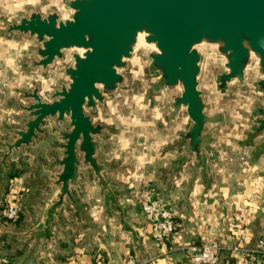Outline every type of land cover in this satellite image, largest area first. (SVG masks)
Wrapping results in <instances>:
<instances>
[{
  "label": "crops",
  "instance_id": "1",
  "mask_svg": "<svg viewBox=\"0 0 264 264\" xmlns=\"http://www.w3.org/2000/svg\"><path fill=\"white\" fill-rule=\"evenodd\" d=\"M61 1L0 0V256L5 264H95L97 258L125 264L128 255L136 264H189L185 246L201 235L223 245L222 260L236 241L254 246L264 238V136L251 129L254 106H264V97L236 87L221 95L212 72L204 87L210 92L208 115L216 124H210L209 147L201 152L209 168L192 162L193 157L184 164L189 121L174 115L170 99L139 57L122 97L107 98L93 114L94 124L105 127L97 137L101 176L82 164L71 197L62 205L54 164L62 154L58 134L47 127L39 140L9 152L26 123L18 103L32 102L23 100L21 91H32L36 84L41 93L58 87L63 65L47 75L31 67L35 41L5 34V22L29 9L46 13ZM12 181L23 207L20 217L9 222L3 218L2 198ZM144 189L155 192L176 215L168 253L154 241L142 212ZM236 215L247 216L249 224L231 233Z\"/></svg>",
  "mask_w": 264,
  "mask_h": 264
},
{
  "label": "water",
  "instance_id": "2",
  "mask_svg": "<svg viewBox=\"0 0 264 264\" xmlns=\"http://www.w3.org/2000/svg\"><path fill=\"white\" fill-rule=\"evenodd\" d=\"M5 24V34L35 41L31 67L47 75L63 65L58 87L41 93L36 84L21 91L32 102L18 103L26 123L8 146L10 152L32 144L47 127L58 134V205L71 197L82 164L101 176L97 137L105 127L94 124L93 114L107 98L122 97L138 57L170 99L174 115L189 121L184 164L193 157L209 168L201 157L209 147L207 130L216 124L204 87L209 72L221 95L236 87L264 97V0H62L46 13L29 9ZM252 117L254 134L264 136V106L255 105Z\"/></svg>",
  "mask_w": 264,
  "mask_h": 264
},
{
  "label": "built area",
  "instance_id": "3",
  "mask_svg": "<svg viewBox=\"0 0 264 264\" xmlns=\"http://www.w3.org/2000/svg\"><path fill=\"white\" fill-rule=\"evenodd\" d=\"M3 218L9 222L16 221L22 212V195L15 192L14 182L3 195ZM140 205L144 217L152 226L154 241L163 253H168L169 242L176 233L177 221L174 211L163 203L151 189H144L140 194ZM249 224L247 216L236 215L229 225V232L237 233ZM189 264H264V238H260L254 246H248L241 240L229 247L230 255L221 259L223 245L209 235H201L197 242L185 246ZM0 264L5 259L0 256ZM95 264H104L97 258ZM125 264H136L133 255H128Z\"/></svg>",
  "mask_w": 264,
  "mask_h": 264
},
{
  "label": "rangeland",
  "instance_id": "4",
  "mask_svg": "<svg viewBox=\"0 0 264 264\" xmlns=\"http://www.w3.org/2000/svg\"><path fill=\"white\" fill-rule=\"evenodd\" d=\"M54 1V0H53Z\"/></svg>",
  "mask_w": 264,
  "mask_h": 264
}]
</instances>
